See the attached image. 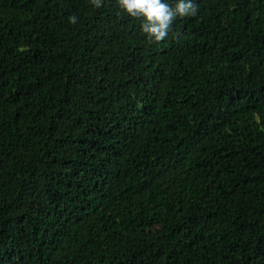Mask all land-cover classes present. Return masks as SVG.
Instances as JSON below:
<instances>
[{"label": "trees", "instance_id": "16d2710c", "mask_svg": "<svg viewBox=\"0 0 264 264\" xmlns=\"http://www.w3.org/2000/svg\"><path fill=\"white\" fill-rule=\"evenodd\" d=\"M193 3L0 0V264H264V0Z\"/></svg>", "mask_w": 264, "mask_h": 264}, {"label": "clouds", "instance_id": "9594fccd", "mask_svg": "<svg viewBox=\"0 0 264 264\" xmlns=\"http://www.w3.org/2000/svg\"><path fill=\"white\" fill-rule=\"evenodd\" d=\"M96 8L102 6L103 0H91ZM120 13L134 20L142 21L141 30L149 42L159 43L167 36L174 21L179 18L195 16L198 8L193 0H177L173 4L164 0H116ZM78 17L72 15L69 22L76 24Z\"/></svg>", "mask_w": 264, "mask_h": 264}]
</instances>
